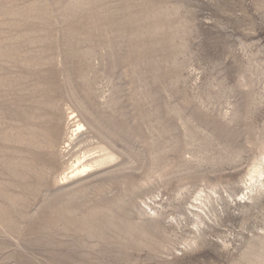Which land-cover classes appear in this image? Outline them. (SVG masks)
<instances>
[{"label":"rangeland","instance_id":"obj_1","mask_svg":"<svg viewBox=\"0 0 264 264\" xmlns=\"http://www.w3.org/2000/svg\"><path fill=\"white\" fill-rule=\"evenodd\" d=\"M263 158L264 0H0V264H264Z\"/></svg>","mask_w":264,"mask_h":264},{"label":"bare ground","instance_id":"obj_2","mask_svg":"<svg viewBox=\"0 0 264 264\" xmlns=\"http://www.w3.org/2000/svg\"><path fill=\"white\" fill-rule=\"evenodd\" d=\"M48 115L51 121L47 123V129H45L47 137L46 145L53 148L50 152L51 159L58 163V160H64L66 163L62 172L64 175L62 178L63 180H79V178L87 177L95 170L107 167L115 162L117 154L111 149L112 147H109L104 143L102 139L103 133L93 136L86 133L85 131L87 128L85 127V124L81 122L80 118H78V114H76L75 111H71L67 114V118L72 122V127L74 128L71 129L72 132H70L67 140L68 143L66 142L67 144L63 145V147L59 145V133L54 132V128L56 127V124L53 122L55 114L48 112ZM50 129H53V131H50ZM53 133L56 134L57 137L53 136ZM247 175L248 180L246 181H248V186L246 187L249 188L250 191L242 195L241 199L243 200H246L249 193L264 185V158L253 164ZM201 199L200 196L196 198V201H200V204H202L203 200ZM195 207L199 210L201 205L197 204Z\"/></svg>","mask_w":264,"mask_h":264}]
</instances>
